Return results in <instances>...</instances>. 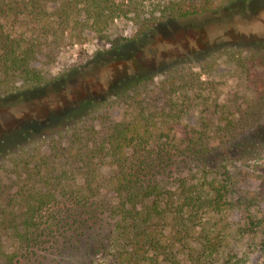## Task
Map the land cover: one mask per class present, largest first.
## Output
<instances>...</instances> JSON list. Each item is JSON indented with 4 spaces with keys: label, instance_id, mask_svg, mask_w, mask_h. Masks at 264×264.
<instances>
[{
    "label": "trees",
    "instance_id": "trees-1",
    "mask_svg": "<svg viewBox=\"0 0 264 264\" xmlns=\"http://www.w3.org/2000/svg\"><path fill=\"white\" fill-rule=\"evenodd\" d=\"M138 6L0 0V99L52 86L59 53L87 30L105 38L117 18L133 12L139 42L171 11L187 15L174 1L155 5L148 17ZM237 62L248 63L251 93L220 100L215 83L183 61L134 74L40 131L24 127L17 141H4L0 264H18L36 250L76 256L91 243L103 264H230L228 214L242 208L254 223L251 202L234 199L230 166L264 156V49Z\"/></svg>",
    "mask_w": 264,
    "mask_h": 264
},
{
    "label": "rangeland",
    "instance_id": "rangeland-1",
    "mask_svg": "<svg viewBox=\"0 0 264 264\" xmlns=\"http://www.w3.org/2000/svg\"><path fill=\"white\" fill-rule=\"evenodd\" d=\"M170 1L178 2L187 15L171 11L139 42L135 39L140 25L132 18L133 12L117 18L105 38L87 30L83 41L69 44L59 53L51 66L57 77L52 86L0 99V150L7 139L17 141L24 127H46L53 116L63 117L91 95H107L134 74L160 73L178 62L193 63L204 80L213 81V95L220 100L251 93L248 63L241 67L237 60L264 49V0H137V5L143 17H148L155 5L163 7ZM120 38L134 40L131 45L114 46L113 41ZM122 113V107H117L116 119ZM230 174L235 182L234 199L250 201L254 217L251 224L242 217V208L228 214L229 250L235 255L229 258L230 264H264V156L234 161ZM97 247L91 243L76 256L57 257L36 250L18 264H85L95 258L90 264H103Z\"/></svg>",
    "mask_w": 264,
    "mask_h": 264
}]
</instances>
